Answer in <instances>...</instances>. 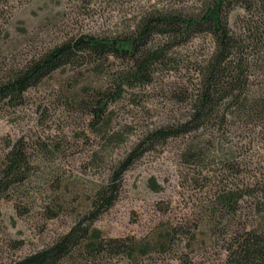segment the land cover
<instances>
[{
    "label": "rangeland",
    "instance_id": "1",
    "mask_svg": "<svg viewBox=\"0 0 264 264\" xmlns=\"http://www.w3.org/2000/svg\"><path fill=\"white\" fill-rule=\"evenodd\" d=\"M206 0H0V69H7L63 34L86 32L101 36L123 33L143 11L161 9L194 13ZM236 8L229 15L234 26ZM208 34H197L169 49L170 63L157 67L151 83L127 89L109 106L117 136L100 140L75 105L57 97L66 82L78 92L83 84H101L88 66L65 67L26 92L15 112L0 117V150L8 140L24 138L33 145V165L13 199L0 197V263L39 250L65 233L91 196L111 178L125 155L147 132L178 125L188 116L185 90L195 81V68L211 53ZM57 94V95H56ZM55 145L52 154H38V145ZM195 145L199 154L188 163L184 152ZM231 146V147H230ZM239 145L209 140L203 130L169 137L135 159L120 178L117 197L94 221L105 237L152 239L176 228L169 253L152 254L142 264H217L222 240H208L202 224L212 170ZM259 151L260 144L246 149ZM239 157V154H236ZM38 154V155H37ZM199 156V158H198ZM48 218L47 209L56 208ZM181 228V229H180ZM195 236V239L189 237ZM183 259V258H182ZM107 262L108 260L105 259ZM113 264H126L123 260Z\"/></svg>",
    "mask_w": 264,
    "mask_h": 264
},
{
    "label": "trees",
    "instance_id": "2",
    "mask_svg": "<svg viewBox=\"0 0 264 264\" xmlns=\"http://www.w3.org/2000/svg\"><path fill=\"white\" fill-rule=\"evenodd\" d=\"M236 8L243 13L231 26L229 15ZM201 33L208 34L214 46L196 66L195 81L183 92L188 116L176 126L147 132L65 233L39 250L0 264H113L119 259L142 264L152 254L171 252L167 249L174 242L175 227L138 240L105 237L93 223L112 206L122 174L141 153L169 137L199 130L212 141L229 145L234 140L240 149L235 151L239 157L230 152L208 180L202 224L209 231V241L216 236L222 240L223 257L217 264H264V154L255 148L252 154L246 152L258 144L264 149V0H206L194 13L147 10L125 32L113 36L63 34L57 42L0 69V117L15 112L26 92L54 72L85 65L100 77L101 84L85 83L78 92L66 82L57 87L56 95L85 114L87 125L100 140L110 141L118 134L112 129L109 106L127 89L151 83L154 70L170 63L169 49ZM35 143L19 137L0 150V197L13 199L26 179ZM37 149L45 156L56 148L42 142ZM198 149L191 144L186 148L188 163ZM62 208L58 204L47 209V217H56L54 211ZM179 259L190 264L183 256Z\"/></svg>",
    "mask_w": 264,
    "mask_h": 264
}]
</instances>
